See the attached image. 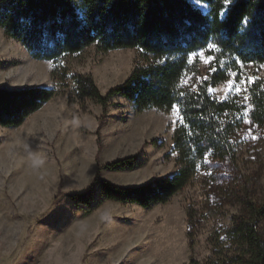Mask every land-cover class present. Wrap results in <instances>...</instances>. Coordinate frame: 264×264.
Here are the masks:
<instances>
[{
  "label": "rangeland",
  "instance_id": "rangeland-1",
  "mask_svg": "<svg viewBox=\"0 0 264 264\" xmlns=\"http://www.w3.org/2000/svg\"><path fill=\"white\" fill-rule=\"evenodd\" d=\"M209 51L192 55L198 72L184 84L195 87L225 70L226 80L209 88L219 99L247 101L252 83L264 87V64L232 65ZM143 60L136 48L103 51L96 45L57 61L35 59L0 28V89L60 91L21 126L0 125V264L205 263L215 251V237L225 236L235 218H250V203L263 210L264 126L247 115L236 134L235 162L210 161L166 204L149 209L101 202L96 189L85 213L70 199L88 190L98 165L118 159L136 157V164L102 168L99 174L118 186H137L177 171L171 153L180 120L176 106L140 112L116 96L103 114L100 104L79 99L74 91L72 76L83 74L106 94ZM237 81L240 91L229 95V84ZM257 223L264 236V216Z\"/></svg>",
  "mask_w": 264,
  "mask_h": 264
},
{
  "label": "trees",
  "instance_id": "trees-1",
  "mask_svg": "<svg viewBox=\"0 0 264 264\" xmlns=\"http://www.w3.org/2000/svg\"><path fill=\"white\" fill-rule=\"evenodd\" d=\"M0 28L35 59L57 61L92 45L103 51L139 49L144 60L106 94L91 76L74 74L77 97L100 104L103 114L116 96L140 112L178 108L171 151L177 171L137 186H118L101 179V169H132L136 157L98 165L88 190L70 196L85 213L90 212L96 189L101 202L149 209L166 204L208 169L210 161L235 162V138L246 115L264 126L260 81L250 86L247 101L235 96L219 99L210 92L211 86L226 80L225 70L215 71L195 87L183 83L188 75L197 74L192 55L201 50L232 65L264 64V0H0ZM59 94L56 88L41 86L0 89V125L21 126ZM248 208L249 219L235 218L225 236L215 237V251L205 263L191 259L189 264H264V236L257 223L264 208L251 203Z\"/></svg>",
  "mask_w": 264,
  "mask_h": 264
},
{
  "label": "snow or ice",
  "instance_id": "snow-or-ice-1",
  "mask_svg": "<svg viewBox=\"0 0 264 264\" xmlns=\"http://www.w3.org/2000/svg\"><path fill=\"white\" fill-rule=\"evenodd\" d=\"M238 84H239V81H237V83L235 84H232V83L229 84V95H231L233 91L235 92L240 91V87H238Z\"/></svg>",
  "mask_w": 264,
  "mask_h": 264
},
{
  "label": "crops",
  "instance_id": "crops-1",
  "mask_svg": "<svg viewBox=\"0 0 264 264\" xmlns=\"http://www.w3.org/2000/svg\"><path fill=\"white\" fill-rule=\"evenodd\" d=\"M74 110V109H73ZM40 111V110H39ZM53 117V116H52Z\"/></svg>",
  "mask_w": 264,
  "mask_h": 264
},
{
  "label": "bare ground",
  "instance_id": "bare-ground-1",
  "mask_svg": "<svg viewBox=\"0 0 264 264\" xmlns=\"http://www.w3.org/2000/svg\"><path fill=\"white\" fill-rule=\"evenodd\" d=\"M135 130H136V129H135ZM135 130H134V131H135Z\"/></svg>",
  "mask_w": 264,
  "mask_h": 264
}]
</instances>
